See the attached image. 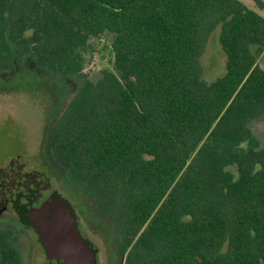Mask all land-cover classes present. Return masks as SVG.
I'll list each match as a JSON object with an SVG mask.
<instances>
[{
	"label": "trees",
	"instance_id": "1",
	"mask_svg": "<svg viewBox=\"0 0 264 264\" xmlns=\"http://www.w3.org/2000/svg\"><path fill=\"white\" fill-rule=\"evenodd\" d=\"M216 26L226 70L207 82ZM100 38L111 69L90 79ZM262 58L264 17L239 0H0V67L81 81L48 149L117 225V264H264ZM12 236L0 264H20Z\"/></svg>",
	"mask_w": 264,
	"mask_h": 264
},
{
	"label": "rangeland",
	"instance_id": "2",
	"mask_svg": "<svg viewBox=\"0 0 264 264\" xmlns=\"http://www.w3.org/2000/svg\"><path fill=\"white\" fill-rule=\"evenodd\" d=\"M264 17V6L255 0H239ZM264 2V0H262ZM219 26L209 34L199 58L201 77L212 82L225 73L226 56L219 43ZM84 73L95 79L103 69H111L110 45L106 39L95 43ZM264 65V58L260 60ZM80 79L58 76L40 69L35 60L14 61L9 70L0 67V171L20 165L24 171H37L49 182V192L59 193L77 216L78 229L98 250L96 264H117V225L103 212L91 191L75 182L52 162L48 142L52 129L60 122L70 101L76 96ZM254 134L264 145V115L251 123ZM10 229L20 252V264H47V257L32 228L21 224L14 211L0 215V230ZM123 262V261H122Z\"/></svg>",
	"mask_w": 264,
	"mask_h": 264
},
{
	"label": "water",
	"instance_id": "3",
	"mask_svg": "<svg viewBox=\"0 0 264 264\" xmlns=\"http://www.w3.org/2000/svg\"><path fill=\"white\" fill-rule=\"evenodd\" d=\"M43 181L42 187L49 186L46 179ZM26 212L25 221L34 229L48 264L96 263V250L77 229L72 206L56 192L41 207Z\"/></svg>",
	"mask_w": 264,
	"mask_h": 264
},
{
	"label": "flooded vegetation",
	"instance_id": "4",
	"mask_svg": "<svg viewBox=\"0 0 264 264\" xmlns=\"http://www.w3.org/2000/svg\"><path fill=\"white\" fill-rule=\"evenodd\" d=\"M31 176L33 178L34 177L36 178L30 179ZM41 176H44V175L38 173L37 171H27L26 172L22 169L20 165H14L12 163H10L7 169H5L4 171H1L0 173V215H2L7 210L14 211L15 215L17 216L18 221L21 224L30 227L25 221L27 217L26 211L30 213L32 208L36 209V208L41 207V205L45 201H47L48 198L54 193V190H52L51 192L48 193L47 196L43 197V193L47 192L50 189L49 188L50 186L42 187L45 183L43 181V178L42 179L40 178ZM15 188H18V189H15ZM29 188L31 189L30 193L33 192L34 194L32 195L28 194V196L23 198L22 194L24 193L19 194V192H23L22 189H24V191L28 193ZM25 189H27V191ZM20 196L24 199V200L22 199L23 202H21L20 204L15 203V200H19ZM76 225L78 229L77 216H76ZM48 263H49V260L47 258V264Z\"/></svg>",
	"mask_w": 264,
	"mask_h": 264
},
{
	"label": "built area",
	"instance_id": "5",
	"mask_svg": "<svg viewBox=\"0 0 264 264\" xmlns=\"http://www.w3.org/2000/svg\"><path fill=\"white\" fill-rule=\"evenodd\" d=\"M99 40H102V38H100Z\"/></svg>",
	"mask_w": 264,
	"mask_h": 264
},
{
	"label": "crops",
	"instance_id": "6",
	"mask_svg": "<svg viewBox=\"0 0 264 264\" xmlns=\"http://www.w3.org/2000/svg\"><path fill=\"white\" fill-rule=\"evenodd\" d=\"M260 62V61H259ZM264 66V65H263Z\"/></svg>",
	"mask_w": 264,
	"mask_h": 264
}]
</instances>
